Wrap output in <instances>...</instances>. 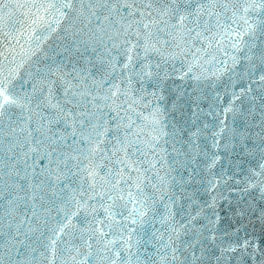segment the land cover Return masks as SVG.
<instances>
[{
  "label": "snow or ice",
  "instance_id": "obj_1",
  "mask_svg": "<svg viewBox=\"0 0 264 264\" xmlns=\"http://www.w3.org/2000/svg\"><path fill=\"white\" fill-rule=\"evenodd\" d=\"M0 264H264V0H0Z\"/></svg>",
  "mask_w": 264,
  "mask_h": 264
}]
</instances>
